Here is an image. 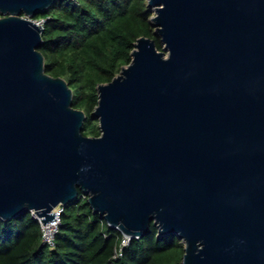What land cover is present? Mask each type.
I'll return each instance as SVG.
<instances>
[{
	"label": "water",
	"instance_id": "obj_1",
	"mask_svg": "<svg viewBox=\"0 0 264 264\" xmlns=\"http://www.w3.org/2000/svg\"><path fill=\"white\" fill-rule=\"evenodd\" d=\"M65 0H0V220L46 225L80 191L134 239L151 224L182 264H264V0H147L142 37L86 114L45 71L44 27Z\"/></svg>",
	"mask_w": 264,
	"mask_h": 264
},
{
	"label": "trees",
	"instance_id": "obj_2",
	"mask_svg": "<svg viewBox=\"0 0 264 264\" xmlns=\"http://www.w3.org/2000/svg\"><path fill=\"white\" fill-rule=\"evenodd\" d=\"M147 0H65L45 13L43 45L46 73L65 79L74 107L87 120V137H100L98 86L112 82L132 62L137 40L146 37L164 45L151 24ZM82 191L64 208L56 245L43 242L41 225L32 212L0 220V264H182L184 242L177 235L160 236L153 223L141 238L122 246L124 235L94 214Z\"/></svg>",
	"mask_w": 264,
	"mask_h": 264
},
{
	"label": "built area",
	"instance_id": "obj_3",
	"mask_svg": "<svg viewBox=\"0 0 264 264\" xmlns=\"http://www.w3.org/2000/svg\"><path fill=\"white\" fill-rule=\"evenodd\" d=\"M37 24H39L41 27H43L45 21L44 20H36ZM64 206L60 205L58 208L54 210L53 213H56V219L55 221L49 222L46 225L42 222V219L37 218L34 212H32L34 218L39 221L41 225V235L43 237V242L48 245L50 248H54L56 245V239L57 234L59 233L60 225H61V215L64 211ZM131 237L128 238L124 236L122 246L126 247L130 244Z\"/></svg>",
	"mask_w": 264,
	"mask_h": 264
}]
</instances>
